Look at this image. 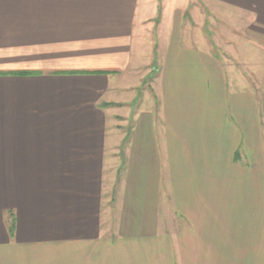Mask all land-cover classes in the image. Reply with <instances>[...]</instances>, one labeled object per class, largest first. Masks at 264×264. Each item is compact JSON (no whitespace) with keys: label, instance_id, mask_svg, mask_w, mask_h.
I'll use <instances>...</instances> for the list:
<instances>
[{"label":"crops","instance_id":"1","mask_svg":"<svg viewBox=\"0 0 264 264\" xmlns=\"http://www.w3.org/2000/svg\"><path fill=\"white\" fill-rule=\"evenodd\" d=\"M160 3L0 0V264H264V0Z\"/></svg>","mask_w":264,"mask_h":264},{"label":"rangeland","instance_id":"2","mask_svg":"<svg viewBox=\"0 0 264 264\" xmlns=\"http://www.w3.org/2000/svg\"><path fill=\"white\" fill-rule=\"evenodd\" d=\"M164 1L165 0H161L160 5H163L162 3ZM202 30H204V27H202ZM146 59H147V61H149V59H151V55H147V53L144 54V60H146ZM157 59L158 58H156V56H154V59L153 60H157ZM147 74L148 75L146 77H144V79H143L142 84L140 85V87L138 85H135L134 87L129 88V90L127 91V93L125 94V96L123 94V96H122V99L123 100H125V99L128 100L127 98H129V100L133 101V99H134L135 101H137V103L140 100H142V96H141L139 90L140 89L142 90V89L146 88L149 85L150 76L152 75L151 72H148ZM130 105H132V103H128L127 110H129ZM121 111H124V109H121ZM113 121L114 120H112V122ZM119 123L121 124V126H123V124H124V122H119ZM128 125H129V123H128ZM128 125H127V127L129 128ZM116 139H117V137H116ZM123 166H124V164L122 163V161L121 162H118V160L117 161L112 160L111 164H105V169H104L105 172L110 171L112 177H113L114 174H116V176H115L116 178L111 179V182L113 180V184H114L112 186V189H111V196L113 198L115 197V194H116V190L115 189L118 186V183H120L119 181L121 180L120 178H121V175H122L121 173L123 172Z\"/></svg>","mask_w":264,"mask_h":264},{"label":"trees","instance_id":"3","mask_svg":"<svg viewBox=\"0 0 264 264\" xmlns=\"http://www.w3.org/2000/svg\"><path fill=\"white\" fill-rule=\"evenodd\" d=\"M22 74H25V72H21ZM12 224H10V226H9V230H10V232L12 231V229H13V225L11 226Z\"/></svg>","mask_w":264,"mask_h":264}]
</instances>
